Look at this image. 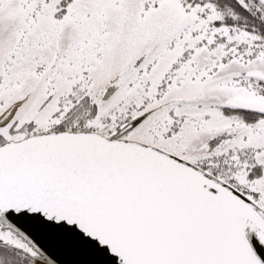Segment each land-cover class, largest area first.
<instances>
[{
    "label": "snow or ice",
    "instance_id": "snow-or-ice-1",
    "mask_svg": "<svg viewBox=\"0 0 264 264\" xmlns=\"http://www.w3.org/2000/svg\"><path fill=\"white\" fill-rule=\"evenodd\" d=\"M0 264H264V0H0Z\"/></svg>",
    "mask_w": 264,
    "mask_h": 264
}]
</instances>
